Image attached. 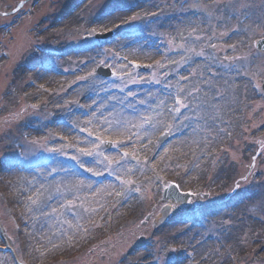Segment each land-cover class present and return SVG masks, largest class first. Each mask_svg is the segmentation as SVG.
Listing matches in <instances>:
<instances>
[{"label": "rangeland", "instance_id": "374dc122", "mask_svg": "<svg viewBox=\"0 0 264 264\" xmlns=\"http://www.w3.org/2000/svg\"><path fill=\"white\" fill-rule=\"evenodd\" d=\"M16 1L17 0H0V8L3 9V7L5 6V8H7L8 10L11 7L15 6ZM109 1L113 2V4L129 5L131 4V2L138 0H97V2L95 1L94 3H92L88 9L85 8L87 6V3H85L76 10V18H70L66 20L60 28H57L54 31H50L48 27L51 26L52 22L48 23L47 21L55 20V18L52 17L53 15L63 14L66 8H70V6H72L73 4H77L78 1L40 0V3L36 8L37 13L34 19L22 18L17 21V30L19 31L20 37L23 39V41H20V46H18L17 43L15 44L16 46L14 47V49L11 48L13 52H15L14 62L0 76V97L3 101L2 106H0V217L3 223L6 222L5 226L10 230L12 224L9 218V211H11L12 214L16 216H35V225L33 226V228L37 229L38 225L40 226L41 224V230L30 232L27 231V228L24 232L27 231V233H29V239L34 243L36 247L41 246L43 248V253L47 252L49 254H53V250L55 248L65 249L69 248L72 245H77V247L73 249L79 251L73 254V256L71 257L61 256V254H58L59 252H57V254H55L53 258H50L52 260H56V258L62 259L65 261L64 264H80V260L86 261L83 264H97V262L107 264L108 261H111L112 264H121L122 262L128 264V259L126 261H123V253L129 248L150 243L149 246H154L155 250H158L163 245H173L174 247H178L180 250H182L184 249V245L189 241L188 238H176L177 232H173L180 228L179 226H174L172 230H164L158 234L153 235L151 234L152 225H143L142 222L151 212L150 206H148L149 198H151V189L149 190V194H147V188L149 186L145 181L142 185L139 186L138 190L145 196L148 202L143 203L144 205H141V207L139 205H134V207L129 206L125 210H123V204L120 205V207L118 206L116 208H113L110 214L106 217H110V222L113 223L110 226L111 232H98V234L96 233V236H89L94 231L90 232L88 228L91 222L95 219L96 216H98L99 212L104 206L103 202V204L100 205L101 208L97 210V208L94 207L96 210H91L92 206L98 204L97 200L95 201V193H97V191L99 190L97 189L98 187L93 185L92 183H87L86 185L91 187H87L84 185L80 186L79 190L73 187L66 189L65 182L72 181L75 179V177H73V173L71 175H68L69 170L65 168V173H60V176L58 175L59 177H57L56 179H53L56 176V173H54L53 171V178L47 177V175L51 171L49 169H43L40 172H34L33 170H24L23 168L24 163H30L33 160L40 161L44 158H48L47 156L49 155H60L64 158H75L77 162L79 161L80 163L84 162L83 159L81 160L80 141L77 143H73L74 139H72L71 142H68L67 144L59 145L56 139L52 140L46 138L40 130L36 131L34 129L30 130L28 128L27 130H25L24 128H21V126L20 129H18V126L16 124L17 116H15V114L17 112L21 114V117H24V121H26L28 117L32 116L31 114H33L30 113L31 111H28L24 108V101L21 100L22 104L19 105L20 101L18 99V94L20 93L23 84L31 81L30 78L32 77L29 76L32 73L25 74L24 76L22 75L20 77V80L17 82V85L11 86V80L15 78L14 67L18 66V63L22 62V59L26 61L27 59H31V57H33L32 52H36L35 45L37 43H41L42 46H46L45 44L48 45V43L53 44L54 42L64 41L65 46L66 41L69 40L68 47L70 48L73 46H82L83 44L80 43L84 41L83 37L86 33H88V29L92 28L96 29V32H102L106 29L115 30L117 29V26L122 25L123 27H125L126 25H128L126 23L128 14L127 16H124L123 20H121L122 23L111 20L108 22V26H104L101 28V23L94 21L96 17H98V15L102 12L103 6ZM199 1H202L206 4L208 0H165V11H160L161 18H166L171 14H181L193 11L192 13L196 17V19L194 18V20L201 23V30H199L197 33L195 32V34L193 35L194 38L188 37V33L194 30L193 28L190 29V27L185 29L184 31V35L186 38L184 36H179L177 38L171 37L170 35L166 36L162 33H159L158 26L150 24L148 20L151 18L145 19V17H138L133 22V24L128 25L130 26L129 30L138 32L139 30L146 31L144 27L147 26L148 28H150V33L146 31L148 36L156 37V35H159L161 38L165 37L163 38V41L167 42L164 46L165 50L174 51L175 49L176 53H178L179 51V53L182 54L181 58H183V63H185L190 59H193L194 54L198 57V55H202L205 52L201 50L198 53V50L201 49V47L206 46L204 44V40L201 39L203 35H200L201 33L206 32V21L204 20V18L201 19V13H203L205 5L203 3H199ZM184 3H186V5H184ZM220 3V13L218 16L221 15V17L220 19L218 17L217 22L214 23L213 32H215V27L218 24V26L216 27V32L232 34L237 30L239 34L235 38L234 42L236 47L233 50V53L227 55L226 60L236 63L242 62L240 65L245 68V70H241L243 74H249L247 71L252 72V74L254 75L257 73L258 81L263 82L264 56L258 54L254 50L251 53H247L248 57L246 58V60H244L242 50L244 42L246 43L249 41L248 44L250 45V43H253L257 38L264 37V0H220ZM168 4L171 6H168ZM257 6H260V8H256ZM155 10L156 9H150L146 15H150ZM258 11L259 13H257ZM255 13L256 16H254ZM47 18L48 20L45 22ZM253 18H255V20H253ZM90 19L91 22L89 21ZM219 20L221 21V23H218ZM6 21H8V18L0 19V23ZM173 23L179 24L177 20H173ZM186 24L187 23L179 24L178 28L182 29L186 26ZM42 30L46 31L41 32ZM213 32L211 30V34ZM5 35H7V33L0 31V39ZM206 35L208 37L209 33H207ZM220 36L221 37L217 36L215 40H212L208 47L219 48L221 45L218 43V41L227 40V38L224 39L226 37L225 35L220 34ZM72 38H74L75 41ZM194 39L197 41H195ZM238 40L240 41L239 47H237L236 45V42H239ZM200 42L201 45H199ZM250 56H253V58L255 59V64H253L252 61H249ZM147 59L145 58L142 60L146 62L143 64L151 65L154 59L152 60V57ZM58 63L62 66V68L64 67L61 61H59ZM73 64L75 65L73 68H75L76 66L78 67L76 61ZM69 67H67V69H69ZM156 68L157 67L153 68V71L150 74H148L147 76H142V78L148 77L151 78L149 82H157L159 69ZM183 75L181 76L186 77V72ZM233 77L234 78L231 79L227 78L226 80H228V82L230 83H234L235 78H237V92H242V94L240 95L242 96L243 100L247 101L248 103L254 101V94L249 90L248 85L245 83L240 74L234 75ZM199 78L205 79V75L203 74ZM145 82H147V79L145 80ZM194 82L198 83L202 87L205 84L203 83L204 81H200L199 79H195ZM202 87L198 90L199 93L202 92V94H200L198 98L202 96L203 101L201 103L204 105V94L206 93V91L204 93V91H202ZM61 88L63 90H66V85ZM166 89L167 88H165V92L166 94H168L170 91H167ZM63 90L59 89L58 95H55L53 98L51 97L49 101H51V99H53V101L58 100L59 98H61L60 94L68 95V92H63ZM177 90H179V87L177 88ZM189 92L191 93V95L187 96L186 101H190L189 104H192L195 94V89L193 86L189 87ZM68 101L70 103L73 102L72 99H69L66 100V104ZM101 101H105L108 104L106 99H102ZM206 101L207 103H205V106L208 108L209 104L212 105V93H208ZM257 102L258 104H256L257 106L255 107H250L249 104L242 107L241 112H246L248 116V132L246 135L245 133H243L239 137V141L237 140L233 144L229 156L226 157V154H223L221 156L218 169H216L212 174L210 180H205L207 174L206 164L208 163L205 161V154L207 152H210L211 150H214V148L217 146V143H215V145L210 148H208L205 144H196V146L194 145L195 148L193 146V148L191 147L190 150H183L185 153H183L180 148H170L167 157L165 156L163 158L164 161L161 164L162 173L160 176L162 177V175H166L169 180L181 186L183 191H194L195 193H197L204 190V192H212L215 194H220V192L226 191L227 195L231 192L232 195L236 198V201L239 203V206L232 211L233 214L230 213L228 214V216H244V218L248 220V225L252 222L248 217L245 216H252L254 219H256V221H261L264 224V141L256 144L252 141H257L258 136H260L264 130V99ZM205 106L200 107L199 116L203 120L205 119V115L201 114V112L205 110ZM101 107L102 105L98 106V109L100 110ZM23 108L24 112H22ZM216 109L217 107H215L211 111L214 113V119H212V127L215 121L219 122V124H222L224 120L231 119H235L234 122L235 124H237L238 115L240 113L239 108L238 111H236L233 115L235 116L237 114L234 118H231L228 115L223 116L221 115V110L218 109L216 111ZM220 116L222 117V119L220 118ZM53 118L56 117L53 116L51 119ZM96 129L97 128L93 126L92 129L88 128L83 132L94 134L96 135V137H101V135L96 134L97 132H94V130L96 131ZM134 131L136 130L134 129ZM205 133L206 130L204 131V134ZM102 137H110V135L108 133H105L102 135ZM217 139L218 140L216 141H220L224 139V137L219 135ZM100 140L101 139H99V141ZM105 140L115 142L114 139ZM55 144H58V147H54ZM86 144L87 146L84 148H87L89 147V145H91L90 142H86ZM92 144L95 148H99L102 151H107L105 148H102L100 146V142H98V140H95V144ZM261 144L263 145L261 147L263 154L256 157L257 152H259L258 146H261ZM72 145H75L76 148L79 147V150L76 154V151H73L71 148ZM132 146H136V150L138 149L137 143H134L130 145L129 151L134 150ZM247 147H251L248 153L246 152ZM125 149L128 150V148ZM143 150L139 152L142 155ZM116 152L117 150L113 152V156H109L111 160L117 157ZM253 157H256L255 161H253ZM17 160L21 161V165L9 164L10 161L14 162ZM199 161H204V166L198 171L196 165ZM56 166H58V168L62 167L60 165ZM158 166L160 167V162ZM103 170L104 169L101 168H93V171L96 172L95 174H99L100 172H103ZM137 172L138 171H134V175L131 177H133L134 180L139 181ZM127 175V173H122L123 177H127ZM250 176L253 177L252 180H250ZM129 177L130 176H128L127 178ZM47 178L53 180L50 181ZM76 178L78 177L76 176ZM78 180L81 179L78 178ZM238 181H243L240 185V188L236 187ZM155 183H157V180L155 181ZM132 189H135V186H133ZM157 192L158 188H154L152 197L154 196V198H156ZM248 194L254 195L252 196V198H248ZM108 198H110V196H108ZM143 201L144 199L142 198L141 202ZM202 201L204 202L205 200ZM105 202L107 203L108 201L105 200ZM154 213L155 215L153 216L159 215L158 210ZM120 224H123L125 229L122 231H120L119 229V231L117 232L116 226H119ZM97 226L102 227L103 225L100 224ZM249 227H247V229H249ZM85 230L87 231V233H82ZM263 230L264 226L259 229V233ZM10 231L13 236V230ZM23 237L24 236L20 237L19 240L21 243V248L23 246V249L27 251V258L29 260L30 258L33 259L34 256L26 246V241L23 239ZM247 237L248 235L246 234L243 238H241L242 247L238 249L239 251L236 250L235 255L242 254L245 251H249L252 246L258 243V236L254 240H250L248 238L249 241H247ZM236 238H238V236ZM103 239L107 240L106 243H102V245L105 244L104 247H107V249L104 252L100 253L99 256L91 257L92 255H94L91 254V248L93 250H97L98 247H96L95 245L97 243V240L99 241ZM227 243L228 242H224L225 245ZM58 244H60L62 248H60V246L55 247V245ZM69 250H67L68 253ZM167 253H169V250H165V255H167ZM142 254L143 253L139 252L140 256ZM45 258L46 257H38L33 261V264L43 263ZM225 259L228 260V256ZM255 260H259L258 264H264V252L260 254L258 253L257 255L250 257V259H247L245 261H247V264H255ZM6 261H8L7 258L0 256V264H5Z\"/></svg>", "mask_w": 264, "mask_h": 264}, {"label": "bare ground", "instance_id": "6f19581e", "mask_svg": "<svg viewBox=\"0 0 264 264\" xmlns=\"http://www.w3.org/2000/svg\"><path fill=\"white\" fill-rule=\"evenodd\" d=\"M156 1L158 2L159 0H156ZM157 5L158 4L152 3V1L150 0V1H147L146 3H144L143 5L142 4L138 5V8L139 9H156L154 12L157 13V16H160V8H156ZM76 12L77 11H74L68 19L76 18L75 17ZM116 15H117V18L121 17V14H116ZM100 20L107 22V20H109V19L108 18H103V19H100ZM89 21L91 22V19ZM167 26L168 27L170 26L171 28H173V30H176L174 28V26H173V23L170 22V21L167 22ZM159 30H160V28H159ZM164 33L166 35H172V36H175V37H179V36H184L185 37V35H184L185 33L182 30H176V31H172V32L166 31ZM158 37H159V35L156 36V38H158ZM154 41L149 40V39L146 40L144 36H140L137 39H135V38L130 39V38H128V37L123 35V36H121L119 38V43L117 44V47L119 49H123L124 52L128 51L127 54H129L132 57L137 58V57H140V55L142 57H145L146 56V52L147 53H151L153 55H156V54H158V51H160V43L154 44L155 43ZM96 54H97V52L95 50V51H88L84 55L86 57H90V59H93L96 56ZM119 54L122 57H125L127 55V54H123V53H120V52H119ZM65 57H66V59H69V60L73 59V58H71L72 57L71 54H67V55H65ZM176 60H177V55L176 54H172L171 56H168L164 61H166L167 62V66H169L171 63H173ZM67 62H68V60H65V63H67ZM186 63L189 66H192V61L191 60L187 61ZM212 65L215 66V64H212ZM193 66L199 67L197 69H199V72H200L201 76L203 75V70L207 68V65H200V64L194 65L193 64ZM24 71H26V70L21 69V72H24ZM42 76L43 77H48V78L52 77V75H48V74L44 75V73H42ZM215 77H214V79H211V80H206V79L204 80V81H207L206 85L203 86L204 90L206 91L205 100H204V106H205V103H207L206 98L208 96V93H209L210 89L215 88V87L219 88V89L224 88V93L230 95L228 101H230L231 103L230 104L228 103L227 106H223L221 108V110L222 111H227L226 108H228V111H233V113H235V108L236 107H235V104L231 100H235L236 101V97L239 96V94L236 91V86H232V85H230V83L228 84V82H226L225 78H220V76H219V80H218V78H215ZM121 79L124 80L125 78L121 77ZM92 88L93 89L96 88V85H93ZM90 91H91V85L88 88H86L81 93H86V92H90ZM113 97H114V99L117 102V105L113 109L117 110L121 114V117H120V120H119V124H121V126L118 125V126H116L117 128H111V129L108 126V128H109L108 131H110V132H111V130L117 131V132H119L121 130H123V131L124 130L125 131H132L133 129L130 126V124H136V125L152 124V123L157 124L158 121L160 120V117L165 118V115H163L161 113V107L163 106V103H162V101H160V96H158L156 94H152L151 96H147V98H146L147 101L151 100V99L155 100L154 104L151 105L149 103V107H150L149 108V115H150V117H151L153 122L152 121H142L138 112L136 114L133 113L130 117L127 116V114L122 113L120 111V109L125 110V108L123 106L124 105L123 99L120 98V97H117V96H113ZM58 102L62 103V99H58ZM83 104H85V103H83ZM213 107H215V104H212V108ZM206 109H207V107H206ZM111 118H115V117L112 116ZM74 120L77 123H79V125L88 126L90 124V121L86 120V119H74ZM95 120H97L99 122L105 121V119L103 117H97ZM126 121L129 122L130 124L126 125ZM122 122H124V123H122ZM97 128H98V130H102L101 129L102 128L101 124ZM59 130L63 131L65 134L69 133L67 130H65L63 128H59ZM139 137H140V141L143 143L144 134L141 131L139 133ZM74 139L78 140L76 137H74ZM182 146H184V145H182ZM183 153H185V152L183 151ZM103 163H105V161H102L101 159L97 160L96 163H95V167H103ZM134 166H135V161L133 160L131 162L130 167L134 168ZM203 166H204V162L203 161H199L197 163V165H196L197 170L199 171ZM108 171H111V174L113 176H117V177H119V175L121 174V171L118 168H108ZM111 182L112 183H110V184H107V183L104 182V183H100V185H98L100 187H99V190L97 191V194H96V197H95V201L97 200L98 204H95V206H92L91 210L95 211L96 210L95 208H97V210L99 208H101L100 205H102L103 202H105V200L108 198L109 193L113 191V187H114V183L113 182H114V180H111ZM87 183L88 182H85L83 180H78V179H74L72 181H66L65 182L66 189H69L70 187H73V188H76L78 190H79L80 186H84V185L87 186L86 185ZM87 187H91V186H87ZM233 220H234L235 226L233 227L232 231L230 232V234H229L230 237H228V240H231V238L236 240L237 236H238V238L243 237L245 235V231H247V227L251 226V224L248 225L246 223L245 219L242 218V217L240 218L239 216H235ZM251 227H252V232L250 234H248V237H249L250 240H254L255 237H256L254 233L258 232V229H260L261 226L258 225V224L253 223V225ZM249 229H250V227H249ZM220 247H223V248L221 249ZM220 247H217V248H220V250L217 252V254L215 253L216 260H222L224 255H225L226 246L224 244H220ZM203 253H206V252L203 251ZM197 262H199L198 258H197Z\"/></svg>", "mask_w": 264, "mask_h": 264}, {"label": "snow or ice", "instance_id": "6c2138e0", "mask_svg": "<svg viewBox=\"0 0 264 264\" xmlns=\"http://www.w3.org/2000/svg\"><path fill=\"white\" fill-rule=\"evenodd\" d=\"M261 43H264V42H261ZM181 102L179 101V100H177V104H180ZM183 106H185L186 107V105H183ZM177 111H178V109H177ZM101 143H104V141L103 140H101L100 141ZM88 155H91V153H88ZM125 156H127L128 154L127 153H125L124 154Z\"/></svg>", "mask_w": 264, "mask_h": 264}]
</instances>
